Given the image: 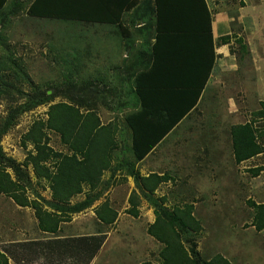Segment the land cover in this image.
<instances>
[{
  "label": "crops",
  "instance_id": "crops-1",
  "mask_svg": "<svg viewBox=\"0 0 264 264\" xmlns=\"http://www.w3.org/2000/svg\"><path fill=\"white\" fill-rule=\"evenodd\" d=\"M197 2L200 10H203L204 8L201 1L197 0ZM204 2L208 15L211 17L212 45L207 39L206 25L201 26V30L178 36L172 32L175 28L170 26L172 23L169 22L170 19L168 18V20L166 18L162 20L161 25L158 27L156 21L158 0H7L4 8L0 9V40L6 38V41L8 40L7 44H9L11 41L9 34H16L20 29L19 35L21 41L25 42V45L34 47L35 41H25L23 31H26L29 27H26L24 23L45 21L48 22V24L58 25V28L50 27L51 33L53 34L54 31L64 30V41L60 44V40L57 39L56 48L49 47L51 53L55 55V58L64 59L68 72L73 73V70L78 69V72L81 71L86 74L94 73L98 70L106 73L111 72L115 65L118 66L125 62L129 64L132 63V65H137L142 68L138 71V76L136 78V93L138 90H143L148 93L151 91H172L173 89H177V91H181L182 89H193L195 91L202 87L201 82L208 79L201 96L202 99L200 98L198 105L183 118L158 146H156L142 161L136 164V169L143 178H147L152 174H158L160 176L168 175L171 177L168 182L163 183L154 193L156 199H167L165 206L170 209H175L183 208L184 205L190 204L194 207L193 216L201 223L202 221L199 218L207 216L208 218L213 217L212 222L217 223L218 220L215 218H218L222 212H219V210L217 212H213V210L208 211L203 205H208L212 209L215 207L222 208L224 203L229 204L230 207L234 205L238 206L237 203H234L238 192L240 193L239 196L244 198V172H242L241 169H236L243 166L244 162L241 164L236 163L231 135L232 128L237 125H244V122L233 124L234 121H231V124H229V121L228 123H224V127H229L227 131L228 142L226 141L227 144H224L230 151L227 165L221 164L218 161V155L222 156L223 153L220 150V142H222L220 134L217 136V131L213 130L211 126L210 130L213 137L210 138L209 135H203V139L211 143V149L209 150V157L211 155V160L201 156L198 162L203 163L209 161V165L211 166L210 169H213V174H209L210 177H217L220 179L219 181H215L213 185L215 189L212 188L206 191L212 193V196H209V200H206L205 194L201 196L202 201L206 203H202V206H200L199 203L197 204L194 200L190 203L181 205L179 204L183 202L182 200L178 204H170L173 200L176 201L180 197L177 196L174 199V194H178V190H172L170 193L165 192L161 195L159 194L160 191H165V188H172L173 183H177L175 168L171 165L170 159L164 154L168 146L175 144V142H173L172 138L167 144L165 143L169 137L179 131L181 127H195L196 124L194 125V122L196 121L195 119L198 118L199 113L204 114L206 112L207 116H209L207 118L210 119L211 122V118L213 119V117L217 119L220 118V114L218 115L216 110L210 109L200 112V110H202V101L207 92L217 83L215 80L222 76L226 67L235 68V56L230 51V47L235 46L241 39L244 40V38L241 37L244 34L241 32H246L249 29L248 25L250 19L245 18V9L252 6L253 8L257 7L258 5L255 2H262V0H204ZM251 3L252 5L250 6ZM32 7L35 8V12L38 16L28 15V11H30ZM166 9H168V6L164 5L163 0V10ZM251 12H253V10H251ZM201 14L206 13L204 12ZM16 17L17 20H15ZM204 18H206V20L199 19L198 21H205L206 23L207 17ZM18 22H20L21 28L18 26ZM238 26L240 30L236 32L234 28ZM158 29L161 31L160 33ZM201 36H206V41H203V44L200 42L201 39H197ZM224 37H229L230 40L228 43L220 42ZM6 41L2 40L0 45ZM242 42V45L246 44V46L249 47L245 40ZM130 50L132 51L130 52ZM206 51H208L207 56ZM240 51L242 53V50ZM210 52H212V60L210 58ZM241 59L243 61V57H241ZM106 65H110V67ZM209 71L210 74H208ZM145 98L150 104V110L154 113H158V111L160 113L155 116V121L162 119L163 111L160 110L159 100L153 98V102L147 95ZM142 102L143 100L139 98L140 106L138 111L142 108ZM229 107L230 111H238L237 105L229 104ZM236 113L237 112H230L229 114L232 115ZM222 120L227 122L226 119ZM217 126L220 125L217 123ZM201 143V146H203L201 152L205 153L206 148H204V142ZM163 145L164 147H162ZM165 164L170 168L164 171L162 170V166H165ZM196 165L197 163L195 166ZM120 172L122 171H118L113 177L112 172L107 171L104 174V181H111L109 190L104 192L91 208L73 214L70 216V219L62 222L57 233L53 234L42 231L35 215V225L37 229L35 230V227H33L31 233L34 238L18 242V244H22L21 249L24 255H27L28 248L32 247L33 259L36 258L35 255H37L39 259L46 260L47 262L56 259L65 264H109L111 263L110 256L112 252L115 251V243L117 242L115 240L114 243L113 237H117L119 233L124 232L121 231L123 229V224H132L134 221L140 220L145 226L148 237L145 241L144 252L140 251V246L136 245L135 241H133V244L130 243V241L121 242L119 244L124 246H129L128 244H130L128 255L135 254L136 252L140 253L139 257H137L134 262H130L131 264H162L160 252L163 247L155 246V238L148 233L149 227L154 225L156 221L154 208H152V206L149 205L150 203L144 198L145 192L138 185L136 180L128 176V173L122 176ZM199 174L201 176L204 175L203 171L201 173L199 172ZM187 189H189V186ZM204 189L205 186L198 188L199 191H205ZM124 190L126 193L128 192V194L126 195L125 193L124 197H122L121 195ZM220 191L226 192L227 196L225 199L221 197ZM98 192L99 191L94 192L95 195ZM91 194L90 189L85 188L82 194L72 199L71 205L85 201ZM132 195H135L134 200L136 202L135 206H137L138 209V215L130 214V211L134 208L130 200ZM51 196L52 194L50 197ZM212 198L213 202L214 200H218V204L215 203V207H211L212 201L210 199ZM47 200L52 199L49 198ZM121 201L124 202L121 203ZM105 203H109L110 208L117 214L114 223L110 225L103 222L97 214L100 207ZM146 205L152 208V211L149 212L147 217L140 212ZM115 207H122V209L119 210ZM238 207L239 209L234 213H240L241 218L239 221L244 224V210L240 209L242 205ZM20 208L26 209L29 207ZM208 213L210 214L208 215ZM217 213H219V216H217ZM103 214L112 215L108 209L106 212H103L102 215ZM221 223L223 222L221 221ZM228 223H231V221H228ZM253 228L256 230V227ZM126 229L128 228L124 230ZM132 230L133 233L137 232L134 227L130 228V231ZM261 232L262 231H259V233ZM38 236H41L43 240H40ZM113 243L114 249L111 250L109 249V244L112 245ZM147 245L150 247H147ZM151 246H154L153 250ZM160 246H162V244ZM158 248H160V250H158ZM147 250L151 251L148 252ZM212 258H210V260ZM229 260L232 264H237L236 262L233 263L231 259ZM34 264H37L36 261Z\"/></svg>",
  "mask_w": 264,
  "mask_h": 264
},
{
  "label": "rangeland",
  "instance_id": "rangeland-1",
  "mask_svg": "<svg viewBox=\"0 0 264 264\" xmlns=\"http://www.w3.org/2000/svg\"><path fill=\"white\" fill-rule=\"evenodd\" d=\"M255 3L258 5L257 7L253 8L252 6L245 9V18L250 19L248 25L249 29L246 32H241L244 34L241 37L244 38L249 45V47L247 46L250 50L249 55L244 56V51L241 53V48L238 43L235 46H231L230 51L235 56V68L226 67L222 76L215 80L217 83L212 86V89L207 92L202 101V110H200V112L210 109L216 110L217 114H220V118L217 119L213 117V119L211 118V122L210 119L207 118L209 116H207L206 112L204 114L199 113L198 118L195 119L196 121L194 122V125L196 124L195 127H181L179 131L171 135L165 143L167 144L172 138L173 142H175V144L168 146L164 154L170 159L171 165L175 168L177 183H173L172 188H165V191L162 190L159 194L161 195L165 192L170 193L172 190H178V194H174V199L180 196L176 201L173 200L170 204H178L182 200L183 202L179 204L181 205L190 203L194 200L197 204L199 203L200 206H202V203H206L202 201L201 196L205 194L206 200H209V196H212L211 192L206 191L212 188L215 189L213 185L215 181H219L220 178L210 177L209 174H213V169H210L211 166L209 165V161L203 163L198 162L201 156L211 160V155L209 157L211 143L203 139V135H209L210 138L213 137L210 130L211 126L213 130L217 131V136L220 134V138L222 137L220 150L223 153L222 156L218 155V161L224 165H227L229 162L228 157L230 156L228 147L226 145V147L224 146V144L228 142L227 131L229 127H224V123L230 121L229 124H231V121H234L233 124H236L237 122L243 121L245 124L254 121L256 128L264 132V119L257 116V113L264 109V0ZM251 10H253V12H251ZM15 20H17V17ZM24 24L26 27H29L26 31H23L25 41H35L34 47L25 45V42L21 41L19 29L18 32L15 31L17 32L16 34H9L11 40L9 44H7L8 40L2 43L0 55L4 53L7 46H10V49L13 48L16 52V56L22 59L21 64L26 67L30 79L37 87V89H35V87L33 88L29 82L18 84V89L23 93L32 94L34 96L38 93H46L47 96L55 95V97L50 104L42 105L26 113L19 119L17 125L3 137L1 145L4 153L20 163L26 160L27 153L33 149V146L28 145L26 147L23 145L22 140L24 135L29 131L35 121H47V112L51 105L62 101L71 102L70 99L82 95L80 92L78 94L75 88H72L71 82H73L77 84H91V89H89V91L92 89L103 91L98 93V96L82 98L84 101L82 102L83 110L87 111L86 105H89V102L94 98L95 102L91 108H96L98 110L102 123L105 125L110 122L115 123L121 128V133L123 131L124 135L121 133L117 135L119 147L121 146V149L114 153V166L117 167L126 162H133L134 158L130 150L132 137L126 123V118L128 115L137 112L140 106L135 86L138 71L142 68L137 65H132V63L129 64L125 62L118 66L115 65L111 72L103 73L98 70L97 72L86 74L81 71L78 72V69H75L73 73H70L68 72L64 59L55 58V55L50 51V47L56 48L57 39L60 40V44L64 41V30L54 31L52 34L50 27L58 28L59 26L48 24V22L45 21L26 22ZM18 26L21 28L20 22H18ZM234 29L237 32L240 30V27L238 26ZM244 40L241 39V41ZM131 51L132 50H130V52ZM241 57H243V61ZM106 66L110 67V65ZM13 94L16 98L20 97L19 92H13ZM88 98L90 101H88ZM19 102H21V100ZM229 104L237 105L238 111H230ZM9 105H11L9 101L0 99V125L7 115ZM228 111L237 113L231 115ZM222 119H226L227 122ZM217 123L220 126H217ZM50 138V145L56 151L67 152V149L61 144L58 135L50 133ZM200 138L201 142H204V148H206L205 153L201 152L203 146H201L202 143L200 142ZM258 142L264 146V137H260L259 135ZM164 145L162 147H164ZM196 163L197 165L195 166ZM260 167H264V152L244 162L243 166L236 168L244 172V198H241L238 192L234 201L238 206L242 205L240 209L244 210V224L239 221L241 218L240 213H234L239 209L238 206L234 205L230 207L229 204L224 203L222 208L215 207V203L218 204V200H214L213 202L212 198L210 199L212 201L211 207L215 208L212 209L208 205H203V207L208 209V211L213 210V212L219 210L222 214L219 216V213H217V216H219L215 218L218 220L217 223L212 222L213 217H200L199 219H201L202 223L198 220L199 228L190 231L187 237H185L184 243L187 248L191 247V241H195L205 260L209 261L214 255L221 254L237 264H264V230L259 233L258 229L255 230L253 228L256 227L255 217L258 211L256 206L264 204V171L261 172L259 176H254L253 174V170ZM167 168L169 169L170 167L166 164L162 166V170L164 171ZM202 171L204 173L203 176L199 174V172L201 173ZM30 172L33 175L32 169H30ZM117 172L118 171H116V173ZM120 174L122 176L127 175V172L122 171ZM34 183H37L36 179H34ZM40 186H43L44 190H42V187H38L37 189L41 192L43 197L52 199V196L50 197L51 190L48 184L41 182ZM110 186L111 183L104 187H100L97 191L103 193L107 192ZM188 186L189 189H187ZM204 186L205 191L198 190V188ZM222 192L223 191H220L221 197L225 199L227 194L226 192ZM125 193L126 191L124 190L121 196L124 197ZM127 194L128 192L126 195ZM122 202L124 201H121V203ZM149 205H146V207L140 210L145 217L152 211L153 207L151 208ZM115 208L119 210L122 209V207ZM209 214L210 213H208V215ZM35 218L32 208H20L12 199L0 194V251L8 255L10 264H34L35 261L37 264H65L56 259L47 262L46 260L39 259L37 255H35L36 258L33 259L32 247L28 248L27 255H24L21 249L22 244H18V242L34 238L31 233L33 227H35V230L37 229ZM221 221L223 223H221ZM228 221H231V223H228ZM142 223L143 222L138 220L134 221L132 224L122 225L123 229L121 231L124 232L119 233L117 237H113L114 243L116 240L117 244L115 243V251H113L110 256L111 263L109 264H129L139 257V252L128 255L130 244H128L129 246H124L119 244L121 242L130 241V243L133 244V241H135L136 245L140 246V251L144 252L145 241L148 237L145 226ZM132 227H134L137 232L133 233V230L130 231ZM125 228L128 229L124 230ZM38 238L43 240L41 236H38ZM114 243L112 245L109 244V249H114ZM154 244L155 246L163 247L160 246L161 244H159L157 240H154ZM147 247L150 246L147 245ZM151 249L153 250L154 246H151ZM158 250H160V248H158ZM147 251L150 252L151 250Z\"/></svg>",
  "mask_w": 264,
  "mask_h": 264
},
{
  "label": "trees",
  "instance_id": "trees-1",
  "mask_svg": "<svg viewBox=\"0 0 264 264\" xmlns=\"http://www.w3.org/2000/svg\"><path fill=\"white\" fill-rule=\"evenodd\" d=\"M200 1L203 10H200L197 0H164V5L168 6V9L163 10V0L162 2L158 0L156 15L158 27L162 20L168 18L172 23L170 26L175 28L172 32L178 36L201 30V26L206 25L207 39L212 45L211 17L208 15L204 0ZM6 2L7 0H0V9L4 8ZM204 12L206 14H201ZM28 15L38 16L33 7L28 11ZM204 17H207L206 23L198 21L199 19L206 20ZM158 32L161 31L158 29ZM197 39H201L200 42L203 44L206 36ZM2 40L6 41V38ZM229 40V37H224L220 42L228 43ZM242 43V41L238 43L240 50L244 51V56L249 55L250 50ZM210 54L212 60V52ZM207 55L208 51H206ZM21 63L22 59L16 56V52L13 48L10 49V46H7L4 53L0 55V99L9 101L11 104L0 125V194L12 199L20 207L32 208L39 221L40 229L54 234L58 232L62 222L70 219L73 214L91 208L104 194L99 191L95 195L94 192L111 183V181H104V174L107 171H111L113 177L116 171H126L128 176L133 177L144 190V198L154 208L156 221L149 227L148 233L163 246L160 252L162 264H232L221 254H217L209 261L205 260L195 241H191V247L187 248L184 243L185 237L190 231L199 228V221L193 216V205L175 209L165 206L167 199H156L154 193L171 177L152 174L143 178L136 169V164L158 146L198 105L208 79L201 82L202 87L195 91L193 89H182L181 91L173 89L172 91L148 93L138 90V98L143 100L142 108L126 118L132 137L130 150L134 161L117 167L114 166V153L121 149L117 139L121 128L112 122L106 125L102 123L98 110L91 108L95 102L94 98L92 101L88 98L90 102L86 105L87 111H84L82 107V102H84L82 98L95 97L103 91L93 89L89 91L91 84L71 82L72 88L82 95L75 97L77 99H70L71 102L62 101L51 105L47 112V121L40 120L33 123L22 140L24 146L32 145L33 149L27 153L26 160L20 163L4 153L1 145L3 137L17 125L23 115L42 105L50 104L55 97V95L47 96L46 93H38L34 96L18 89L17 85L23 82H29L33 88L37 89L26 67ZM13 92H19L20 97L16 98ZM145 94L152 100L153 98L159 100L160 110L163 111L162 119L155 121V116L160 113L150 110ZM257 116L264 119V109L259 111ZM253 122L234 126L231 130L233 152L237 164L253 159L264 152V146L258 142V136L264 137V132L259 131ZM50 133L59 136L67 152L56 151L50 145ZM121 134L124 135L123 131ZM263 171L264 167L256 168L253 174L259 176ZM34 179L37 180L36 184ZM41 182L48 184L52 200H47L37 189L42 187L44 190V187L40 186ZM85 188H89L92 194L85 201L71 205L72 199L82 194ZM134 199L135 195H132L130 200L134 208L130 214L138 215ZM256 208L258 211L255 226L258 231H262L264 230V204ZM107 209L112 213L111 216L102 215ZM97 214L108 225L113 224L117 217L109 203L100 207ZM0 264H10L8 255L2 251H0Z\"/></svg>",
  "mask_w": 264,
  "mask_h": 264
}]
</instances>
